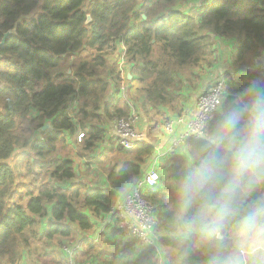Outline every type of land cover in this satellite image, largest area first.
I'll use <instances>...</instances> for the list:
<instances>
[{
  "label": "trees",
  "instance_id": "obj_1",
  "mask_svg": "<svg viewBox=\"0 0 264 264\" xmlns=\"http://www.w3.org/2000/svg\"><path fill=\"white\" fill-rule=\"evenodd\" d=\"M146 1L0 0V40L14 28L0 47V264H67L65 246L73 247L77 263L102 262L94 258H101V248L90 234L102 239L98 231L145 174L154 146L145 140L130 149L119 145L126 157L106 170L107 186L86 191L88 183L75 180L74 160L56 156L57 142L68 134L76 144L81 131V154L92 156L105 119L128 117L129 102L105 100L108 89L120 90L122 69L132 68L141 84L145 111L152 104L173 111L179 72L211 67L216 42L227 40L235 42L230 60L200 92L221 83L203 137L188 139L185 155L173 153L167 186L156 184L142 196L158 203L172 194L158 217V234L173 264H234L235 242L252 233L261 262L264 126L256 129L264 123V0H204L199 16L163 10L175 0L150 7ZM84 51L89 54L81 56ZM72 56L77 59L68 63ZM208 227L214 237L198 245L169 238ZM75 235L80 246L63 242ZM52 241L56 247L44 250ZM157 252L144 249L134 264H155ZM126 255L118 249L102 263ZM247 258L251 264L253 257Z\"/></svg>",
  "mask_w": 264,
  "mask_h": 264
},
{
  "label": "rangeland",
  "instance_id": "obj_2",
  "mask_svg": "<svg viewBox=\"0 0 264 264\" xmlns=\"http://www.w3.org/2000/svg\"><path fill=\"white\" fill-rule=\"evenodd\" d=\"M206 1V0H205ZM141 2V0H139V3ZM160 1L158 0H147L146 1V5L148 7L152 6V5H156L158 4ZM204 2V0H175V2H173L172 4L169 5H164L163 10H168L169 8L172 9L173 11H182V12H190L192 10L196 11V15L199 16V14H201L200 9H201V3ZM205 3V2H204ZM190 4V5H189ZM168 7V8H166ZM195 8V9H193ZM222 44V45H221ZM223 46V49H219L218 47H215V60L212 63L211 67H207V68H200L194 71V74L192 73V70L190 69H185L182 73L179 72V79H176V85L174 86L173 91H176V96L177 99L174 100V102H176V105L173 106L174 107V112H179L180 114L184 111L182 110V108L180 109V111L178 110V108L181 107V102H189L191 99L192 95H198L199 94V90L205 80L206 76H215L216 74L218 75V71H215L214 69L219 68V66H224L225 64L230 60V56L233 53V49L235 48V42L234 40H227L225 43H220V42H216L215 46ZM93 52V51H92ZM117 53V52H115ZM89 54L88 51H84L82 53L81 56H87ZM115 57L117 58V56L119 57V55L114 54ZM114 57V58H115ZM77 56L74 57H70L68 59V63L72 62L73 60H76ZM124 61V60H122ZM121 65L124 67H126L127 65L124 64V62H121ZM66 67V66H65ZM227 69V68H226ZM69 72V70H67ZM135 76H133L132 74V68L129 69H122V82L120 85V90L116 93L115 90H109L107 91L106 95H105V100L107 102H112L113 105L114 104H118L119 106H123L126 105L128 102L130 109L128 111V115L131 114H135L138 117V121L135 123L136 126L138 124V126L141 128L142 130L138 127L135 128V126L133 125V128L135 130H137L136 132L143 135L144 133L146 135L150 134L148 133L149 130H152L151 133L153 134V136H157L160 129L161 132L164 131V133H167L166 128L169 129V131L172 130V128H169L168 126H166V123L170 120L168 119V117L166 118V107H164V105H158V106H154L152 105H148L145 106L144 108L147 109V111H145L143 109V97L141 96V89L139 88V86H141V84L139 82L135 81ZM174 91V92H175ZM200 95V94H199ZM198 95V96H199ZM164 114H163V112ZM166 112V113H165ZM128 119H133L132 117L128 116ZM75 122L77 123V119L75 117ZM134 122V119H133ZM148 125V127L144 128V125ZM156 126V127H155ZM155 127V128H154ZM81 132V131H80ZM78 132L77 135L80 133ZM68 135V134H67ZM66 134L63 135L64 141L63 140H59L57 142V149H56V156L59 158H66V157H70L74 160L75 166H76V170H77V179H80L81 182H90V176L91 173L94 172V170L99 171V175L105 174V170H107L108 168L112 167V165L116 164V165H120L124 160H125V155H123L122 153H119L117 151V147L119 146L118 144H116L115 149L113 147H108V142H106L105 145V149H104V153L105 156H101L99 157L100 154H102V152H97L98 150H93L92 151V156H90L87 152L86 156H83L81 154L80 151V144H75L73 142L74 137H69ZM77 135H75V139L77 140ZM154 138V137H153ZM152 138V139H153ZM143 139L146 141L147 138H145V136L143 137ZM150 142L152 144H155L156 142L150 140ZM79 145V146H78ZM98 157V158H97ZM80 158H82L80 160ZM124 159V160H123ZM106 168V169H105ZM150 168V163L148 164V168ZM159 171V169H158ZM160 172H162L161 170L159 171V180L157 182V184L161 183V186L164 188L165 186L168 185V175L170 173V171L165 174V172H163V174H161ZM89 178V179H88ZM88 179V180H87ZM93 183H96V181L93 180ZM93 187H96L97 184H93ZM173 188V187H172ZM86 191H89V189H87ZM143 197V196H141ZM159 197H164L162 198V201L156 203L155 201L152 200H147L144 199L151 204L154 207V216H155V229L157 230L158 233V217L160 215H162V213L167 210L170 206V201L173 198L171 193H167L163 196H159ZM166 206V208H164V205ZM132 220L130 216V212L123 214V216L120 218L121 223L125 220ZM115 223L114 218L112 219V221L110 222V224L104 225L101 228L103 230H108V231H104V237H111V233L109 232L110 229L113 227V224ZM118 222V220H117ZM113 229V228H112ZM184 232V231H183ZM183 232H180L179 234H181L179 237H176L174 240L176 241H181L183 239H185V237H187V239H190L191 242L195 241V245H198L199 241L202 238H209L212 239L214 237V235L212 234V232L210 231L209 227L205 229V231L203 233H199V234H194L192 235V231H188L190 232L189 234H183ZM129 233V235L127 234ZM126 234L121 233L118 234L117 232H115V235H113L115 237V239L117 240H121V241H125L127 240V242H130V246L124 245L121 243V241H119L118 243L116 242H107V239L102 238L101 240L99 239V237H97V232H94L92 234H90V236H95L92 238V240H94L95 242H97V245H100L101 248V258L94 256V258L96 257L99 261H104L107 260L106 257H112L111 254L112 252H114L115 250H120L123 251V254H128L126 255L124 258L122 257V259H116V264H134L136 257L139 256V254L142 253V251L144 250V248L147 245H141L137 240L133 239L131 240L130 236H132V234L127 231ZM107 234V235H105ZM253 235L255 236L253 238ZM75 238H72L70 240H66L63 239V242L69 241L68 243L71 244V246H73L74 244H78L77 242H79V240L81 238H78L77 235L74 236ZM83 237V236H82ZM155 237V246L158 249L156 258H155V264H173L172 263V251L171 249H168V247L166 246H161L159 244V236L156 234ZM256 237H257V233H252L251 235H242L240 236V238L235 242V246L238 250V255L236 256L237 261H235L236 263L234 264H246L249 261L247 256H252L253 260L252 262H250L251 264H264V250H263V258L261 259V262H259V257L258 255L254 254V249H256ZM171 238V237H169ZM108 241H112V240H108ZM99 242V243H98ZM136 242V243H135ZM67 243V244H68ZM139 245H138V244ZM179 243V242H178ZM56 241H52L48 246L44 247V250H48V249H52L55 248L56 246ZM65 246L62 245L61 247ZM76 245V247H78ZM135 246V247H134ZM123 247L126 249H130V252H126L123 250ZM59 248V247H57ZM64 248V247H63ZM150 248V247H146L145 249ZM125 249V250H126ZM59 250V249H58ZM41 251H43V246ZM60 252V251H59ZM105 253V254H104ZM103 254V255H102ZM97 255V254H96ZM68 254L66 252H64L63 257L62 258H67ZM108 258V259H110ZM36 263H38L39 261H37L35 259ZM49 261L47 259H43L42 263L40 264H47ZM233 261H229L228 264H233ZM104 263V262H103ZM17 264H30L29 262L26 261H20Z\"/></svg>",
  "mask_w": 264,
  "mask_h": 264
},
{
  "label": "built area",
  "instance_id": "obj_3",
  "mask_svg": "<svg viewBox=\"0 0 264 264\" xmlns=\"http://www.w3.org/2000/svg\"><path fill=\"white\" fill-rule=\"evenodd\" d=\"M221 94V83L213 86L208 92L201 94L197 97L195 115L189 119L186 123L185 133L179 137L176 143H183L186 139H201L206 123L217 110ZM133 119L128 118H116L115 120V132L117 138V144L125 149H130L134 146L135 142L140 140V134L133 128ZM166 131H169L166 128ZM83 138V133L77 135V141L80 142ZM159 180V172L152 164L150 168L145 172L141 179L135 182V188L133 192L128 194L126 198L117 205L115 210L110 215V221L114 218L115 223L113 227H116L124 232L129 231L132 236L131 240H137L141 245H147L146 247H154L156 234L155 229V216L154 207L149 204L142 196L145 189L153 187ZM130 212L132 220H125L121 223L120 218ZM118 220V222H117ZM129 235V233H127ZM136 243V242H135ZM138 244V243H137ZM139 245V244H138ZM145 247V248H146ZM144 248V249H145ZM73 247L65 246L64 252L68 254L67 264H103L102 262L87 260L81 263L75 262L72 257Z\"/></svg>",
  "mask_w": 264,
  "mask_h": 264
},
{
  "label": "crops",
  "instance_id": "obj_4",
  "mask_svg": "<svg viewBox=\"0 0 264 264\" xmlns=\"http://www.w3.org/2000/svg\"><path fill=\"white\" fill-rule=\"evenodd\" d=\"M225 42L226 41H224L223 43H225ZM220 43H222V42H220ZM221 45L216 46V47H218L219 49H223V46H221ZM214 70L218 71V68L214 69ZM215 76H217V74ZM213 77H214L213 75L205 77V80H204V82H203V84L199 90V94L202 91V89L207 85V83ZM198 95L197 96L195 94L192 95L189 102H181V107L178 108L179 111L181 108H182V110H184L181 114L179 112H176V111L174 112V110L172 111L171 109L165 108L166 112H167V113L165 112L166 113L165 116H166V118L168 117V119H170L166 123V126H168L169 128H172L171 131H167V133H164V131L161 132V129H160L157 136H153V134L151 133L152 130H149L148 133H150V134H148V135H146L145 133L142 135L140 132V140H144L143 137L145 136V138H147L146 141L148 143H150V140L156 142L155 144H152L154 146L155 153L150 158L149 163H150V166L153 164L157 170L158 169H159V171L161 170L162 171V172H160L161 174H163V172H165V174H167L170 171V169L172 167L171 160L175 156H177V155L173 154L174 152L176 154L181 153L180 155H183V153H184V155H185V153L187 151V147H186V142L188 141L187 139L183 143H180V144L176 143V141L179 139L181 134L183 135L185 133L187 121L189 119H191L197 111L196 101H197ZM164 107H166V106H164ZM163 114H164V112H163ZM128 116H130L134 119L133 125L135 126V128L138 129V127H139L138 124H137V126L135 124L138 121L137 115L130 113ZM115 120H116V117H114L112 119H105V121L103 123L104 136L100 139V141L96 144V147L94 148V150L95 149L98 150L97 152H99V151L102 152V154H100L99 157L105 156V153L103 151L105 149L106 142H108L109 148L113 147L115 149V146L117 144V138H116V132H115ZM146 127H148L147 124L144 125V128H146ZM140 129L142 130V127ZM140 129H138V130H140ZM93 180L96 181V183H93ZM85 183H88V189L89 190H91L93 188V186H94L93 184H97V187L98 186L99 187H106L107 186L106 170H105V174L102 173V175H99V171L94 170V172L91 173L90 182L87 181ZM131 188L132 189L135 188V183H133L131 185ZM110 218L111 217L108 218L107 224H108ZM110 222H109V224H110ZM107 224H105V225H107ZM112 228L109 231L111 233V237H104V231L106 232L108 230H103L102 228L98 231V234H101L102 238H104V239L109 240L111 238L110 240H112V242L118 243L117 239H115V237L113 236V235H115L114 234L115 231ZM187 231H189V230L187 229ZM179 233L174 234V235H170L169 236V237H171L170 240H174L176 237H179L181 235ZM105 235H107V234H105ZM158 236H159V234H158Z\"/></svg>",
  "mask_w": 264,
  "mask_h": 264
},
{
  "label": "water",
  "instance_id": "obj_5",
  "mask_svg": "<svg viewBox=\"0 0 264 264\" xmlns=\"http://www.w3.org/2000/svg\"><path fill=\"white\" fill-rule=\"evenodd\" d=\"M142 17L145 18V15L143 14ZM89 21H90V16H87L85 23H88ZM13 32H14V28L8 30L7 32H5V33L3 34V36H2V38H1V40H0V47H2V46L4 45V42H5L6 38H7L11 33H13ZM47 127H48V124H45V125L43 126V129H45V128H47ZM48 219L50 220V218H48ZM218 238H220V235H218Z\"/></svg>",
  "mask_w": 264,
  "mask_h": 264
},
{
  "label": "clouds",
  "instance_id": "obj_6",
  "mask_svg": "<svg viewBox=\"0 0 264 264\" xmlns=\"http://www.w3.org/2000/svg\"><path fill=\"white\" fill-rule=\"evenodd\" d=\"M261 126H264V123H262L261 125H258V127L256 129L257 133L259 132Z\"/></svg>",
  "mask_w": 264,
  "mask_h": 264
}]
</instances>
